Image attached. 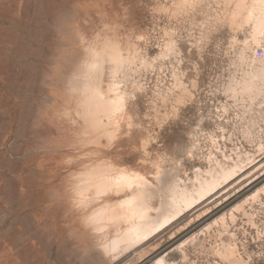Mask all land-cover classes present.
<instances>
[{
	"label": "rangeland",
	"instance_id": "rangeland-1",
	"mask_svg": "<svg viewBox=\"0 0 264 264\" xmlns=\"http://www.w3.org/2000/svg\"><path fill=\"white\" fill-rule=\"evenodd\" d=\"M153 3L166 11L154 15ZM234 12L235 0H0V264H150L158 258L168 264H188L193 259L207 264L215 259L208 253L217 244L216 228L207 231L206 227L264 187V179L220 208L215 210L214 203L200 208L147 245L108 259L81 234L80 215L69 212L65 192L82 163L99 156L127 167L144 164L148 171L154 170L159 158L161 177L168 181L192 177L196 168L208 167L210 155L219 160L223 155L235 160L241 156L244 165L264 157L259 147L264 144L260 98L231 92L250 71L253 55L261 52L250 43V27L235 30L234 23L237 27L243 23V15L233 16ZM164 31L177 34L172 54L155 46L163 45L162 40L134 39L138 34L162 36ZM202 37L206 44L200 42ZM93 43L97 49L114 43L129 56L133 67L126 66L123 76L118 73L114 78L122 90L130 94L144 89L143 94L137 92L138 104L127 101L120 124L127 131L126 120L132 116L140 127L132 138L119 136L109 147L105 137L94 140L85 132L78 94L70 89ZM46 61L58 69L57 81L48 80L47 85L41 83ZM108 72L106 68L103 73L104 87L111 80ZM174 86L181 92L180 86L191 88L195 103L183 109L179 122L164 124L163 100L159 104L149 100L155 99V93L170 96ZM44 101L67 115L54 125L38 124L36 105ZM166 107L170 111L172 105ZM150 108H157L159 115L150 113ZM193 118L201 121L198 129L192 124L198 134L184 123ZM150 134L158 138L163 157L155 149L148 157L136 151L137 139ZM190 140L196 144V158L173 161L169 150ZM46 144L51 147L42 151ZM250 206L245 205L244 211L252 213L251 221L239 212L235 223L225 221L242 261L251 254L259 260L261 250L264 197L261 207ZM208 208L213 212L199 219ZM181 244L185 260L178 249Z\"/></svg>",
	"mask_w": 264,
	"mask_h": 264
},
{
	"label": "bare ground",
	"instance_id": "bare-ground-1",
	"mask_svg": "<svg viewBox=\"0 0 264 264\" xmlns=\"http://www.w3.org/2000/svg\"><path fill=\"white\" fill-rule=\"evenodd\" d=\"M232 15L238 17L243 15L244 22L248 11L237 9L235 0V12ZM256 15L257 13L253 12V16ZM233 16L232 19L234 21ZM109 44L112 48L110 52L106 53L104 51L105 46L93 49L91 52L88 51L86 62L83 63L81 71L74 81L75 84L73 83L70 88L78 94V106L80 108L78 114L80 113L82 117L85 132L90 135V139L94 140L101 137L107 139L105 133L116 130L115 119H109L108 113L103 106V101H100L94 94V88L97 84L99 85L100 94L105 96L107 100H116L119 96L125 97V115L127 111L128 92L126 93V89H121L120 81L117 83L115 80L118 79V76L116 77L118 73H123L126 66L128 68L130 58L122 53L118 45ZM259 56L260 54L257 53L253 55L250 62V71L240 81L235 83L231 91L233 96L246 95L252 100L260 98V81L252 79L253 75H257ZM254 60L256 63H253ZM92 64H96L97 67L92 68ZM106 68L109 71L111 80H109L110 83L107 80L108 84L104 87L102 85L104 83L102 77ZM117 68H120L121 71L113 75V71ZM120 75L123 76V74ZM113 85H118V87L113 88ZM99 144L98 148H100ZM106 146H110L108 141ZM259 147L261 150V145ZM209 157H211V160H209ZM209 157L207 160L208 167L204 169L196 168L192 177L186 176V179L172 178L168 181L161 177L160 166L159 168L153 167L154 170L148 171L144 164L140 168L127 167L104 156H99L94 160L82 163L83 167L81 166V170L74 174V178L65 192L69 212L80 215L78 219H80L81 234L89 239L92 247L103 258L112 257L107 249L114 251V256H121V254L131 250L135 251L147 245L152 238L163 233L180 220L185 219L190 214H194L198 209L214 203L216 205L214 209L216 210L229 202L236 194L252 189L257 181L264 179V172L260 174L264 170V157L257 161L252 159L245 163L246 165L243 164L241 156H236V160L225 155H223L222 160L212 155ZM104 162L111 163L113 169H115V171L109 173L108 177L104 175L106 171ZM120 170H123V173ZM120 174L129 177V179L134 175L142 176L149 184L162 183L163 198L159 194L154 198H150L154 189L149 188L148 185L124 191L107 190V185H110L112 180ZM255 176L257 177L252 179ZM135 183L136 181H134V185ZM230 191L235 193L229 196ZM133 196H136L137 199L132 204L124 203V201ZM262 197H264V187L256 190L241 204L236 205L229 214L221 216L213 224L206 227L207 231L216 228V247H224L231 244L237 250L235 236L234 234H228L225 221L229 220L230 223H235V213L238 212L243 213L251 221L253 215L244 211V207L247 204H251L250 209H253L252 205L255 204L261 207ZM221 199L223 201L219 203ZM73 200L82 202V208H75ZM208 210L209 208L204 211L199 219L213 212H208ZM86 217L92 218L89 223ZM182 247H184V244H181L178 249L182 254V259L185 260L186 255ZM181 261L183 262V260ZM150 264L168 263L165 258H158Z\"/></svg>",
	"mask_w": 264,
	"mask_h": 264
},
{
	"label": "snow or ice",
	"instance_id": "snow-or-ice-1",
	"mask_svg": "<svg viewBox=\"0 0 264 264\" xmlns=\"http://www.w3.org/2000/svg\"><path fill=\"white\" fill-rule=\"evenodd\" d=\"M236 8L240 10H246L248 11V15L245 18L244 22L241 23L238 27L234 23V28L236 31L244 30L245 27H251V33H250V39L251 43L255 45L257 49H261L259 56V68L256 70L257 75H253L252 79L256 80L258 79L261 84L260 88V107H261V117L262 122H264V0H236ZM128 9H124L125 12V18L127 17ZM152 13L155 15L157 12L166 11L159 3H153L151 8ZM253 12L257 13L256 16H253ZM72 15H76V13H72ZM119 15V14H117ZM107 27V25L105 26ZM219 28L216 29H209V33L212 31H218ZM175 32L170 31H164L163 35H158L156 37H152L151 33L148 35L145 34H138L134 37L135 40L145 42V43H151L153 39L156 40H162L164 41L163 45L156 44L157 47H163L164 50L172 54L175 52V41L173 40L174 37H176ZM131 38V37H130ZM205 37H202V40ZM244 43L247 45L249 44V40L245 39ZM96 48V44L93 43L88 48V51L91 52L93 49ZM112 50L109 43L105 44L104 51L110 52ZM159 58V57H158ZM165 58V56L163 57ZM253 63H256L254 60ZM129 68L133 67L132 61H128ZM92 68H96V64L91 65ZM121 71L120 68H117L113 71V75L116 74V72ZM58 69L53 68L50 64V62L46 61L43 68L41 69V76L42 80L41 83H44L47 85L48 80H52L54 83L58 79ZM251 75V73H250ZM113 88L118 87V85H113ZM183 87V92L176 90L177 86H174L173 89L170 90L172 93L170 96L165 95L163 97L160 96L159 93H155V99L149 100V104L157 103L159 104L160 100H163L165 105V111H167V118L162 121L161 123L167 124L172 121L179 122L181 120V113L183 109L187 106L194 105L195 100L194 96L195 93L191 88H188L186 86H180ZM111 90V89H110ZM137 92L143 94L144 89H134L132 93H130L127 97V100L129 102H132L133 104L139 103V96L137 95ZM94 94L95 96L100 100L103 101V106L108 113L109 119H115L116 121V130L114 132L105 133L107 136L109 145H111L113 140H116L119 138V136H128L129 138H132L133 132L140 127L139 124L135 123V118L132 116H129L127 118V131L122 129L120 127L121 122L124 121L125 117V97L119 96L116 100H107L105 99V96L100 94L99 91V85L97 84L94 88ZM50 95V94H46ZM167 104H171V110H167ZM149 112H156L157 115H159V111L157 108H150ZM67 113H61L59 112L50 102L44 101L40 104L36 105V121L40 125L48 126L50 124L54 125L58 118H61L63 116H66ZM184 123L187 125L188 129L191 130L193 133H196V129H192V124H196L197 129L200 127L201 121L193 118L190 122L184 121ZM264 131V129H262ZM198 134V133H196ZM191 144V147L188 146V144ZM159 144V140L153 139L152 135L150 134L147 138L144 139H137V147L136 151L142 153L145 157H148L152 155L153 149L156 150V153L158 154V157H163V151L161 148L157 147ZM50 144L43 145L41 147L42 151L48 150L50 148ZM196 148V144L194 140H190L186 143L178 144L176 148L170 149V155L171 159L175 161L176 163H179L180 160H185L186 158H196V153L193 151V149ZM261 150L264 151V144H262ZM209 160H211V157H209ZM70 162V161H69ZM105 163V169L104 175L106 177L109 176L110 172L115 171L113 169L111 163L104 162ZM203 166V165H202ZM154 167L159 168V158L154 160ZM121 173H123V170H120ZM134 181H136L134 185ZM143 182V183H140ZM144 185H148L149 188L154 189L152 192V195L150 198H154L157 194L163 198L164 190L162 183H156V184H149L148 181L138 175H134L131 179L129 177L120 174L117 175L110 185H107V190L115 189L117 191H124V190H132L135 188H141ZM137 199L136 196H133L132 198L124 201L125 204H132ZM73 205L75 208L80 209L82 208V202L73 200ZM91 217H86L87 222L89 223L91 221ZM253 227H256L253 225ZM259 241L261 244V250L259 252V260L256 259L255 254L249 255L247 260H238L237 256L240 255L238 251L231 246V244H228L224 247H214L212 250L209 251L208 255L209 257H214L215 259H209L207 261V264H264V226L261 227V230L259 232ZM112 258H114V251H110L107 249ZM188 264H199L198 260H189Z\"/></svg>",
	"mask_w": 264,
	"mask_h": 264
},
{
	"label": "clouds",
	"instance_id": "clouds-1",
	"mask_svg": "<svg viewBox=\"0 0 264 264\" xmlns=\"http://www.w3.org/2000/svg\"><path fill=\"white\" fill-rule=\"evenodd\" d=\"M200 42L206 44L208 41H207V38H203V40H201ZM165 59H167V56H165Z\"/></svg>",
	"mask_w": 264,
	"mask_h": 264
}]
</instances>
